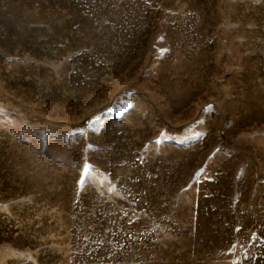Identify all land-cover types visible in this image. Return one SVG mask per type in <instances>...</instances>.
<instances>
[{
  "label": "rangeland",
  "instance_id": "obj_1",
  "mask_svg": "<svg viewBox=\"0 0 264 264\" xmlns=\"http://www.w3.org/2000/svg\"><path fill=\"white\" fill-rule=\"evenodd\" d=\"M0 264H264V0H0Z\"/></svg>",
  "mask_w": 264,
  "mask_h": 264
}]
</instances>
